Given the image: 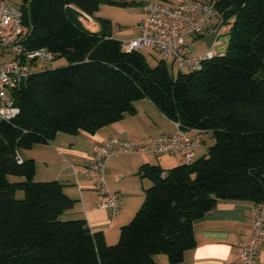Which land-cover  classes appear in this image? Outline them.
Segmentation results:
<instances>
[{
	"label": "trees",
	"instance_id": "16d2710c",
	"mask_svg": "<svg viewBox=\"0 0 264 264\" xmlns=\"http://www.w3.org/2000/svg\"><path fill=\"white\" fill-rule=\"evenodd\" d=\"M20 2L26 46L46 49L66 65L32 73L12 92L18 114L0 120V264H155L156 255L179 264L196 245L194 223L218 201L264 204V0H215L216 26L222 22L229 35L226 49L200 70L183 72L161 59L150 66L140 51L124 50L109 20L96 18V32L80 20L102 5L127 3ZM143 99L214 143L189 165L143 164L137 174L151 186L118 241L107 245L85 220H61L75 201L59 181H35V162L21 151L58 133L94 135L135 114Z\"/></svg>",
	"mask_w": 264,
	"mask_h": 264
},
{
	"label": "crops",
	"instance_id": "0c3cea01",
	"mask_svg": "<svg viewBox=\"0 0 264 264\" xmlns=\"http://www.w3.org/2000/svg\"><path fill=\"white\" fill-rule=\"evenodd\" d=\"M89 18V21H81L82 24L91 32L98 31L100 27L95 17ZM215 27L216 21L213 20L202 36L189 39L192 56H201L207 51L214 55L224 53H215L219 39ZM112 35L122 43L128 41L122 38L123 33L112 31ZM201 38L203 51L198 53L194 44ZM192 48L194 52H191ZM175 132L174 122L168 120L150 100L143 99L135 103V114H125L122 120L99 129L94 135L58 133L54 140L34 145L21 156L34 160L35 181H59L64 193L75 201L73 208L64 213L65 218L85 220L92 232H102L106 244L113 245L118 241L120 227L131 221L142 205L144 191L151 186L150 180L137 174L139 168L149 164L168 170L181 165L182 161L173 155H115L105 169L107 187L119 196V209L113 214L98 207L99 196L88 182L86 166L95 147L113 137L141 142ZM167 156L164 160L163 157ZM253 206L254 203L245 201H218L215 209L194 223L196 245L184 254L179 264H238L240 247L252 233ZM154 261L155 264H169L165 255L154 256ZM256 264H264V238L259 245Z\"/></svg>",
	"mask_w": 264,
	"mask_h": 264
},
{
	"label": "built area",
	"instance_id": "2783aa9c",
	"mask_svg": "<svg viewBox=\"0 0 264 264\" xmlns=\"http://www.w3.org/2000/svg\"><path fill=\"white\" fill-rule=\"evenodd\" d=\"M143 18L137 37L122 43L126 51L150 49L159 59L173 65L177 72L200 70L202 63L214 54L207 51L202 56L190 54L189 39L202 35L216 15L215 0H147L142 3ZM82 22L90 18L83 14ZM224 28L219 22L214 28L220 36ZM19 7L0 0V120L10 121L17 114L12 92L43 65L55 60L46 49L26 46ZM176 132L160 135L141 142L110 138L97 145L88 160L86 174L89 184L99 196L98 207L113 214L119 209V196L111 191L105 180L107 163L117 154L173 155L189 165L197 157L201 133L183 129L174 123ZM21 159L18 158V162ZM163 174H161L162 176ZM264 238V204L252 208V233L241 245L238 264H256L259 245Z\"/></svg>",
	"mask_w": 264,
	"mask_h": 264
},
{
	"label": "rangeland",
	"instance_id": "374dc122",
	"mask_svg": "<svg viewBox=\"0 0 264 264\" xmlns=\"http://www.w3.org/2000/svg\"><path fill=\"white\" fill-rule=\"evenodd\" d=\"M6 1L15 7H19L21 4L20 0H6ZM120 1L127 4L124 6L102 5L99 7L98 11L95 12L94 17L95 19L101 18V19L109 20L111 22L112 31H114V33H119V32L123 33L122 38L124 40L129 41L137 37L138 26L143 17L141 5L143 2L147 0H120ZM226 32L227 29L224 28V30L222 31V35L219 36V39L217 41L218 44L215 50L216 54L219 51H225L226 49L227 42L229 40V35ZM202 44H203L202 38L195 41L194 48L196 52L199 53L203 51ZM191 52H194L193 48L191 49ZM140 53L144 56L146 62L150 66H155L159 61V57L156 54H154L150 49H143L140 51ZM65 65H66V60L64 58H57L51 63L44 64L43 67L45 69H54ZM167 65L169 66V63H167ZM175 71L171 73L173 75H176ZM201 139H202V143L198 150V157L206 155L208 152V148L214 143L213 139L210 137L208 133L201 134ZM22 154H24V151H21V155ZM166 158H168V156L163 157L164 160H166ZM8 178L10 182L17 181V177L9 176ZM15 198L22 199L23 193L16 192ZM61 220L63 221L67 220V218H65V215L61 217Z\"/></svg>",
	"mask_w": 264,
	"mask_h": 264
}]
</instances>
